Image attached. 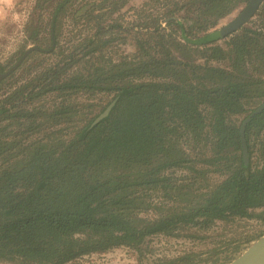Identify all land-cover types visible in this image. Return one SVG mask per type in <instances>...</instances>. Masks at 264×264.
Returning a JSON list of instances; mask_svg holds the SVG:
<instances>
[{
  "label": "trees",
  "instance_id": "trees-1",
  "mask_svg": "<svg viewBox=\"0 0 264 264\" xmlns=\"http://www.w3.org/2000/svg\"><path fill=\"white\" fill-rule=\"evenodd\" d=\"M130 1L35 0L49 46L36 29L0 92L28 57L58 60L0 95V263L140 255L154 236L264 220V1L257 26L218 39V22L249 0H147L112 20ZM64 20L93 29L66 51ZM126 38L134 52L115 61ZM46 97L64 100L45 109ZM213 248L148 264L232 260Z\"/></svg>",
  "mask_w": 264,
  "mask_h": 264
},
{
  "label": "rangeland",
  "instance_id": "rangeland-1",
  "mask_svg": "<svg viewBox=\"0 0 264 264\" xmlns=\"http://www.w3.org/2000/svg\"><path fill=\"white\" fill-rule=\"evenodd\" d=\"M147 0H132L123 7L120 12L113 16L119 22L129 21L131 19L133 9L139 8ZM246 4L238 6L229 16L221 19L216 28L223 27L231 20H233L242 11ZM39 11L35 8V0H0V67L6 69L14 65L22 51L31 47V40L29 37L35 33L36 29L40 28L39 37L41 41L37 44L44 51L49 46L46 33L44 34L41 24V18H38ZM45 16V15H44ZM44 20V19H43ZM244 26L252 27L259 24L254 17ZM254 21V22H253ZM44 24V21L42 22ZM63 30L60 36L58 50L66 51L70 45L79 39L80 35H85L92 32V28L75 27L70 20L63 21ZM81 32L80 34H78ZM28 40V41H27ZM219 45H223L220 42ZM26 46L27 48L23 47ZM134 52V44L131 38H126L124 42H119L111 50V56L115 61L121 59L126 55ZM58 59L51 54H36L26 59L25 63L18 69L16 75L11 80L4 83L2 92L6 93L12 85L22 82L27 79L35 71L42 69ZM102 97V96H101ZM64 98L54 99L53 97H46L42 101V106L45 109H52L59 104ZM93 100V99H91ZM79 102H85L86 97L77 99ZM95 103L100 101V96L94 99ZM185 172L177 171L176 176L181 177ZM194 232V231H192ZM264 234V220H237L229 224H215L208 231L195 232V235L202 238H187V237H165L154 236L147 240L146 245L142 248V253L139 255L135 251L128 248H118L106 252L104 254H93L85 256L78 261V264H148L156 260L172 259L186 252H201L218 249V258L236 257L243 252L249 245H244V241L248 238L254 237L257 234ZM248 237V238H247ZM260 237V236H259ZM258 237V238H259ZM236 245L242 246L240 250L232 253L233 247ZM243 248V249H242ZM206 254H202L206 258ZM232 258V259H233ZM4 264V263H0Z\"/></svg>",
  "mask_w": 264,
  "mask_h": 264
},
{
  "label": "water",
  "instance_id": "water-1",
  "mask_svg": "<svg viewBox=\"0 0 264 264\" xmlns=\"http://www.w3.org/2000/svg\"><path fill=\"white\" fill-rule=\"evenodd\" d=\"M263 1L264 0H249L237 17L211 35L213 39L227 37L237 31L241 26L245 25L254 16ZM28 52L29 51L24 53L21 59L10 71L1 75L0 80L11 73L21 63ZM113 105L114 102H111L108 107L94 120L93 124L106 117ZM262 109H264V104L259 108V110H257L256 113L260 112ZM226 264H264V234H262L252 244L245 248L243 252L238 254Z\"/></svg>",
  "mask_w": 264,
  "mask_h": 264
}]
</instances>
